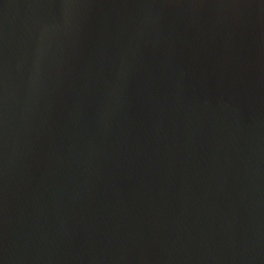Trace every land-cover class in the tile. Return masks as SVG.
Instances as JSON below:
<instances>
[{
	"label": "water",
	"instance_id": "obj_1",
	"mask_svg": "<svg viewBox=\"0 0 264 264\" xmlns=\"http://www.w3.org/2000/svg\"><path fill=\"white\" fill-rule=\"evenodd\" d=\"M0 264H264V0H0Z\"/></svg>",
	"mask_w": 264,
	"mask_h": 264
}]
</instances>
